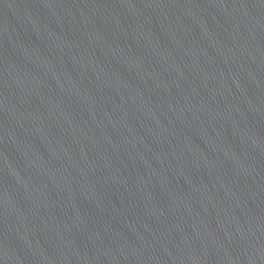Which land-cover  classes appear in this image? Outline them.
Wrapping results in <instances>:
<instances>
[{
	"label": "water",
	"instance_id": "1",
	"mask_svg": "<svg viewBox=\"0 0 264 264\" xmlns=\"http://www.w3.org/2000/svg\"><path fill=\"white\" fill-rule=\"evenodd\" d=\"M0 264H264V0H79L1 43Z\"/></svg>",
	"mask_w": 264,
	"mask_h": 264
}]
</instances>
